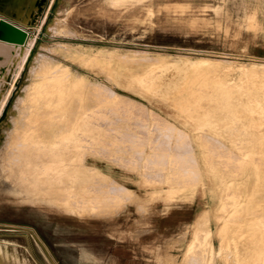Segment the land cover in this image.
Segmentation results:
<instances>
[{
  "label": "rangeland",
  "instance_id": "rangeland-1",
  "mask_svg": "<svg viewBox=\"0 0 264 264\" xmlns=\"http://www.w3.org/2000/svg\"><path fill=\"white\" fill-rule=\"evenodd\" d=\"M3 6L2 17L23 24ZM36 17L23 24L33 38L32 52L40 43L52 46L59 68L76 84L68 94L72 104L86 99L82 105L92 112L82 150L90 153L77 148L73 183L59 182L39 198L104 224L88 231L34 208L35 224L7 229L0 221V239L16 243L31 264H210L205 227L199 225L207 212L216 252L217 229L229 219L249 239L247 254L220 253L216 264H264V0H44ZM50 22L57 27L53 32ZM28 69L29 60L0 115V156L7 113ZM98 121L107 127H96ZM211 149L217 153L210 155ZM86 157L101 170L86 164ZM220 158L240 162L241 168L234 166L240 171L228 161L224 171ZM234 199L252 201L234 212ZM1 201L11 212L33 209ZM223 201L228 208H219ZM190 202L184 219L179 211ZM181 217L189 225L168 226Z\"/></svg>",
  "mask_w": 264,
  "mask_h": 264
},
{
  "label": "bare ground",
  "instance_id": "bare-ground-1",
  "mask_svg": "<svg viewBox=\"0 0 264 264\" xmlns=\"http://www.w3.org/2000/svg\"><path fill=\"white\" fill-rule=\"evenodd\" d=\"M43 1L44 0H0V4L4 5L2 9L7 11L9 14H11V16H14L16 19H19L21 23H23L24 25L30 26V23H32L34 19L38 18L36 17V15L38 11L40 10ZM54 22H50L49 25H47L49 26L48 30L52 32L55 31V29L57 28V27H54V24H53ZM18 23H15V21L13 22L9 19H6L2 17V15H0V65L1 64L3 65L2 68H0V115L2 114V112L5 109V106L7 105V102L14 88L15 82L17 81L18 78H20L22 71L25 69V64L29 60V69L26 75L27 81H25V84L20 86L18 92L16 93V96L13 100V105L7 113L8 122L6 123V127L4 128L5 133H6V147H5V151L0 156V221L1 223L5 224V227L7 229L9 228L8 225L12 226L14 225L13 223L35 224L37 217H36V213H34L33 210H35L34 208H38V209H42L46 211L47 215H51L57 219L68 220L74 225H83L88 231H101L102 226L104 224L103 220H100L99 218H92L90 216L88 217V216L79 215L77 213L66 211L63 209L59 210V209L52 208L51 206H49L48 204H46L39 198L40 196H46L50 194V192L58 186L59 182H62L65 180V181H68V183H73V180L75 178L73 177V174H75V171H74L75 165L73 163V160H74V156L76 154L77 148L80 149L79 153H81L84 156L89 155L90 153V152H85L82 150H87V146H86V142L88 140V137H87V127L88 126L87 125H90L88 124V122L89 123L92 122V121L90 122L92 118L90 120L89 119L87 120V116L89 114L87 111H90L91 109L89 110V107L82 105L83 101H86V99H84L79 106L77 105L76 101H75V104L73 102L75 107L72 106L73 104L71 101L74 99V97L71 98L72 100H70L71 94H69V92L72 91L73 93V87L76 86V84L72 83L71 81H68L66 79L67 76L65 72L61 68H59L60 66H58V62L54 58L55 49L52 46H47V45H43L40 43L39 48H37L35 52H32L31 41L33 38L25 29L26 27L23 26V24L21 25L20 23L18 25ZM57 34H60V33H57ZM66 46L68 47V45ZM86 91L87 93L89 92V90H86ZM81 93H83V90ZM87 93H86V96H87ZM90 93L91 92H89L88 94ZM68 94L70 97H68ZM84 97H85V93L83 94V98ZM195 97H196V93H195ZM80 100L82 99H79V101ZM87 100H88L87 102H89V99ZM203 105L205 104L201 103V106ZM90 116L92 117V115ZM94 119H96L97 121L98 118H95L94 116ZM97 123L98 125L96 124L97 125L96 127L107 124L103 122L102 125H99V121ZM172 125H170L171 130H172ZM105 127L107 126L105 125ZM185 132H187V130ZM187 138L184 137V139H187ZM131 139H133V137L132 138L130 137V140ZM134 139H135V142L139 140L136 137ZM130 140L128 139L129 142ZM133 141L134 140H132L131 143L135 144V142ZM208 142H211V141H208ZM202 143H204V141L201 142V144ZM212 146H215V145H212ZM212 146L211 148H213ZM220 148H221V143H220ZM220 150L219 152H222ZM211 151L213 152L215 150L211 149ZM212 152L210 155L215 154L214 152L213 153ZM226 153L228 154V151H226ZM218 154L220 155V153ZM219 155L216 154L217 157ZM247 155L248 154L246 153V156ZM204 156L206 158L207 154L206 155L204 154ZM190 157L189 159L191 160ZM210 157H209V160L212 159V157L211 159ZM258 157H260V161L261 159L264 158V156L263 158L261 156H258ZM249 158H252V157L249 156ZM220 159L221 161L223 159L226 160V158L224 157L223 159L222 158ZM231 159L233 160L232 157ZM243 159H246V158H243ZM256 159L254 161L252 158L254 162H256ZM209 160L208 161L205 160V162L206 161L209 162ZM190 162L191 161H189V163ZM192 162L195 163L194 159ZM225 162L222 161V163H224V166H220V167H223L224 171L227 172L228 169L226 170L225 168V165H226ZM228 162L230 163V161ZM249 162L247 160V163ZM193 163H190V165H192ZM233 163H234V160H233ZM233 163L231 162L230 165H233ZM236 163L237 162L235 161V164ZM251 163L256 165L257 162L256 163L251 162ZM86 164H89V166H93L97 170H101L97 166L91 164V160H89L87 157H86ZM239 164L240 162H238V164L236 165L239 166ZM236 165H233V168H235ZM241 166H239L238 168H241ZM194 167H196V165L193 164V168ZM226 167L229 168L228 165ZM230 167L232 168V166ZM257 167H260V165L258 166L257 164ZM231 168H229V171L232 172V170H230ZM238 168H235V169H238ZM263 168L264 167H262V169ZM194 170L197 171L196 169H193V171ZM193 171L191 170L192 174L196 173ZM238 171L240 170L238 169ZM186 172L188 173V171ZM235 172H237V170ZM165 173L166 172L161 173V175ZM198 173L194 175H198ZM238 174H241V173L239 172ZM235 176L236 175L234 174V178H236ZM4 179H8V182H6ZM5 190L11 192L13 195L12 196L4 195ZM4 198L8 199L11 203H18V204L29 203L31 204L33 209H29V210L24 209L22 212L21 211L11 212L9 209H7L3 205L1 201ZM251 201H244V203H241L240 200L234 199L230 201V205L233 207V211L235 212V211H239L238 208L241 207L242 204H243V207H245ZM227 205L228 203L223 201L221 202L219 208L225 209ZM206 213H203V214L206 215ZM203 214L201 213L199 225H202L205 227L203 230V235L206 237L207 243L206 245L204 244V246H206L205 249L208 247L207 249L208 257L206 258L209 259L210 264H216V260H215L216 256L217 254H220V253L227 254L230 252L233 255H237L239 253L240 255L247 254V242L249 239L246 234V230L244 231L241 229L239 225H236L237 221H230V219L227 221H224V223L217 229V235L219 237V250L216 252V250L214 249L213 243L211 241L213 230L208 227L206 228L205 224L207 220L204 222ZM232 218L234 219V217ZM236 218H239V217L236 216ZM196 222H197V219L195 223ZM242 222L245 223V219ZM76 239H78V236L73 237V240H76ZM73 242H76V241H73ZM38 243L40 245V242ZM14 244L16 245V243H13V242L10 243L7 240L0 239V264H13V263L14 264H31V262H28L24 258V255H23L24 252L18 251L15 248ZM78 250L80 254L88 255V252L86 251L84 246H78Z\"/></svg>",
  "mask_w": 264,
  "mask_h": 264
},
{
  "label": "crops",
  "instance_id": "crops-1",
  "mask_svg": "<svg viewBox=\"0 0 264 264\" xmlns=\"http://www.w3.org/2000/svg\"><path fill=\"white\" fill-rule=\"evenodd\" d=\"M151 112H153V113H156L157 115H159V117H162L158 112H156L155 110H150ZM163 118V117H162ZM166 120L167 121H169V119L168 118H166ZM169 122H171V121H169ZM182 207L184 206V205H181ZM193 206H194V202H190V203H188L187 205H185L184 207H186L187 209H185V210H190V208H193ZM176 210H178V209H176ZM184 209H182V211H179L181 214H183L185 217H184V219L186 218V219H188V215L189 214H191V210L190 211H185ZM184 219L182 220V217L181 218H179V219H177L176 221L175 220H173V222L175 221V223H173V222H170V223H172V224H170V225H168V226H172L173 227V224H178V225H183V226H186V225H188L189 224V222H188V220L187 221H184ZM177 225V226H178ZM181 227V226H180Z\"/></svg>",
  "mask_w": 264,
  "mask_h": 264
}]
</instances>
